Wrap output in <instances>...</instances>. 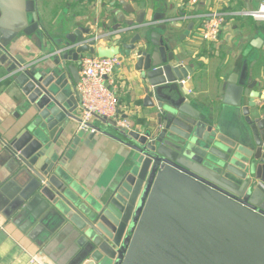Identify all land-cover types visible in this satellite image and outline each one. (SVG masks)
<instances>
[{
  "label": "water",
  "instance_id": "1",
  "mask_svg": "<svg viewBox=\"0 0 264 264\" xmlns=\"http://www.w3.org/2000/svg\"><path fill=\"white\" fill-rule=\"evenodd\" d=\"M115 3L140 12L138 27L125 32L133 41L97 46L88 42L91 28L77 24L49 37L53 56L26 60L21 52L31 48L22 37L42 45L38 0H0V85L25 121L6 145L14 169L0 176L6 224L36 245L45 264H264V105L251 93L257 83L245 65L227 79L223 103L231 110L197 105L183 84L192 66L145 21L146 4ZM85 55L118 57L119 70L140 75L141 124L127 129L97 116L82 127L76 87ZM102 137L121 145L120 160L91 188L68 160Z\"/></svg>",
  "mask_w": 264,
  "mask_h": 264
},
{
  "label": "crops",
  "instance_id": "2",
  "mask_svg": "<svg viewBox=\"0 0 264 264\" xmlns=\"http://www.w3.org/2000/svg\"><path fill=\"white\" fill-rule=\"evenodd\" d=\"M139 2L146 4L145 21L163 31V37L172 43L182 64L192 66L193 74L184 81L186 88L191 90L194 103L215 108L218 112L231 110L223 103L227 79L233 73L241 75L246 65L250 82L257 83L251 93L260 95L255 101L264 105V23L250 17L231 15L233 12L257 9L264 0H199L195 6L191 5L190 0ZM37 7L43 27L40 36L43 48H40L39 40L35 44L32 43L33 39L30 41L22 37L20 43L31 48L21 52V57L26 60L47 59L54 52L49 37L62 36L76 28L77 24L91 28L92 38L87 39L101 37L98 46L111 47L119 45L120 41H133L135 35L130 32L125 35V32L138 27L136 20L140 13H126L115 0H38ZM211 10L229 15L219 41H193L194 31L203 25L204 16ZM142 32L151 33L149 29ZM115 33L121 34L115 39L112 37ZM257 40L262 41L258 46L254 45ZM139 77L136 73L116 68L118 120H128L131 127L141 124L147 114L143 108L144 96ZM248 102L249 99L245 98L244 104ZM21 113L14 96L0 85V176L8 175L14 169V157L6 145L22 133L25 121ZM92 123H96V119ZM120 153L121 145L116 141L97 138L94 144L83 147L73 155L68 160V166L75 176L92 188L119 164ZM4 211H8L7 205ZM32 255L38 256L44 263L48 261L40 257L31 240L12 225L6 224V217L0 211V264H32Z\"/></svg>",
  "mask_w": 264,
  "mask_h": 264
},
{
  "label": "built area",
  "instance_id": "3",
  "mask_svg": "<svg viewBox=\"0 0 264 264\" xmlns=\"http://www.w3.org/2000/svg\"><path fill=\"white\" fill-rule=\"evenodd\" d=\"M191 5H197L199 0H190ZM233 16L250 17L258 23H264V3L257 9L242 10L231 13ZM229 15L226 12L211 10L204 16L203 25L193 33V41L200 40L204 43L218 42ZM99 43L101 37L88 40ZM98 46V45H97ZM80 82L76 90L80 97V118L83 128L92 123L97 117L117 119L119 126L131 128L128 120L119 121L118 98L116 94V68L120 65L118 57L112 59L100 58L97 55H85L81 61ZM186 81H183L185 85ZM94 132V130H92ZM32 264H45L36 255L31 256Z\"/></svg>",
  "mask_w": 264,
  "mask_h": 264
},
{
  "label": "rangeland",
  "instance_id": "4",
  "mask_svg": "<svg viewBox=\"0 0 264 264\" xmlns=\"http://www.w3.org/2000/svg\"><path fill=\"white\" fill-rule=\"evenodd\" d=\"M253 2H256V1H258V0H252Z\"/></svg>",
  "mask_w": 264,
  "mask_h": 264
}]
</instances>
